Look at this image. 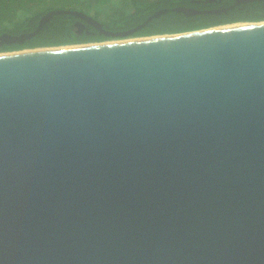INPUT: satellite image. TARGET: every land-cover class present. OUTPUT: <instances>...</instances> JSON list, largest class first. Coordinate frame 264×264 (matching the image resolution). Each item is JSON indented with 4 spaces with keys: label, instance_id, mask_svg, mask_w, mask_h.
<instances>
[{
    "label": "water",
    "instance_id": "1",
    "mask_svg": "<svg viewBox=\"0 0 264 264\" xmlns=\"http://www.w3.org/2000/svg\"><path fill=\"white\" fill-rule=\"evenodd\" d=\"M138 37L0 51V264H264V20Z\"/></svg>",
    "mask_w": 264,
    "mask_h": 264
},
{
    "label": "trees",
    "instance_id": "2",
    "mask_svg": "<svg viewBox=\"0 0 264 264\" xmlns=\"http://www.w3.org/2000/svg\"><path fill=\"white\" fill-rule=\"evenodd\" d=\"M131 1L134 6L132 12H115L114 16L108 20H103L106 29L111 31L132 30L131 36H144L181 32L238 21L264 20V0ZM180 6L193 8L194 12L187 13L182 9H177ZM160 9H167V11L153 16L146 22L150 15ZM42 13L43 11L29 17L25 26H29L30 31L37 28ZM77 19L78 17L73 14L56 13L25 43L15 44L8 48L21 49L25 47L75 44L116 37L107 35L91 24H87L85 28L80 30L75 24Z\"/></svg>",
    "mask_w": 264,
    "mask_h": 264
},
{
    "label": "rangeland",
    "instance_id": "3",
    "mask_svg": "<svg viewBox=\"0 0 264 264\" xmlns=\"http://www.w3.org/2000/svg\"><path fill=\"white\" fill-rule=\"evenodd\" d=\"M46 9H83L90 14H97L102 20H108L115 15V12H132L134 6L131 0H0V26L9 25V22L12 21H19L26 14L39 13ZM129 37L138 36L129 35L124 38L114 37L111 39H125Z\"/></svg>",
    "mask_w": 264,
    "mask_h": 264
},
{
    "label": "flooded vegetation",
    "instance_id": "4",
    "mask_svg": "<svg viewBox=\"0 0 264 264\" xmlns=\"http://www.w3.org/2000/svg\"><path fill=\"white\" fill-rule=\"evenodd\" d=\"M81 10H83V9H81ZM48 11H49V9H46L45 11H43L42 15L39 18V21H40L41 17ZM85 12H87V11H85ZM87 13H89V12H87ZM127 13H129V12H127ZM34 14H36V13H34ZM34 14H28V15L26 14V16H24L19 21H12V22H9V25L7 24V25L0 26V36H1L0 51L16 50L14 48H8V47H11L12 45H15V44L25 43V41L28 38H25L24 42H20L18 39L23 38L26 33H29L32 31V30L30 31L29 26H25V24L28 23L29 17L33 16ZM91 15L94 16L96 19H99L100 21L103 22V20L100 19L97 16V14H91ZM39 21H38V24H39ZM75 24L80 30H81L80 25H82L83 28H85V26L87 24H91L92 26H94L91 22H89L86 19L81 18V17H78V19L75 21ZM94 27H96V26H94Z\"/></svg>",
    "mask_w": 264,
    "mask_h": 264
},
{
    "label": "bare ground",
    "instance_id": "5",
    "mask_svg": "<svg viewBox=\"0 0 264 264\" xmlns=\"http://www.w3.org/2000/svg\"><path fill=\"white\" fill-rule=\"evenodd\" d=\"M138 38H141V37H129V38H125V39H111V40H104V41H99V42H90V43H84V44H96V43H107V42H116V41H125V40H132V39H138ZM80 44H82V43H80ZM39 47H37V48H24V49H18V50H15V51H25V50H34V49H38ZM3 53H5V52H3ZM0 54H2V53H0Z\"/></svg>",
    "mask_w": 264,
    "mask_h": 264
}]
</instances>
